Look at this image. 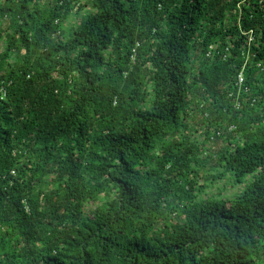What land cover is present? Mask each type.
Segmentation results:
<instances>
[{
  "label": "trees",
  "instance_id": "1",
  "mask_svg": "<svg viewBox=\"0 0 264 264\" xmlns=\"http://www.w3.org/2000/svg\"><path fill=\"white\" fill-rule=\"evenodd\" d=\"M240 1L0 0V264H264V0Z\"/></svg>",
  "mask_w": 264,
  "mask_h": 264
},
{
  "label": "rangeland",
  "instance_id": "2",
  "mask_svg": "<svg viewBox=\"0 0 264 264\" xmlns=\"http://www.w3.org/2000/svg\"><path fill=\"white\" fill-rule=\"evenodd\" d=\"M83 14L84 12L81 11ZM85 14V13H84ZM80 15L77 14L76 11H72L71 14L68 16V19L66 20L64 24V30L66 31L71 24H75L79 20ZM192 126L190 127V133L192 134L191 136H194L195 134H202V117L198 113L194 114V116L190 119ZM221 143L220 140L216 143V146H219ZM251 178V175H248L246 177V180H249ZM230 179V178H229ZM227 179L226 177L222 179H217L212 182L209 187L206 188L204 196L207 194H210L212 192H216L219 189L222 191L223 195H230L233 194L234 192L238 191L241 185H233L231 180ZM199 181H202L201 178H199Z\"/></svg>",
  "mask_w": 264,
  "mask_h": 264
},
{
  "label": "built area",
  "instance_id": "3",
  "mask_svg": "<svg viewBox=\"0 0 264 264\" xmlns=\"http://www.w3.org/2000/svg\"><path fill=\"white\" fill-rule=\"evenodd\" d=\"M242 1L243 0H241L239 3H242ZM240 5L241 4L238 5V8H240ZM241 34L244 35V36H247V39H245L246 40V43L245 44L247 46H245V47L243 46L242 50L249 49L250 43H252L255 40V34H254V32L252 30H248V31H243L242 30L241 31ZM218 50H219L218 44L217 43H212V44L208 45V48H207V51H206V54L205 55L207 57L208 56H211L212 53L218 52ZM219 52H220V50H219ZM228 52H229V48L226 46V47H224V50L222 52H220V54H222V56H226ZM248 57H249V54L246 53V56H244V60H247ZM242 82H243V77H242V74H241V71H240L237 74L236 85L240 87L242 85ZM244 90L246 91L247 90V87H245ZM252 101H254V99H252ZM235 106L238 107L239 106V102H236Z\"/></svg>",
  "mask_w": 264,
  "mask_h": 264
}]
</instances>
